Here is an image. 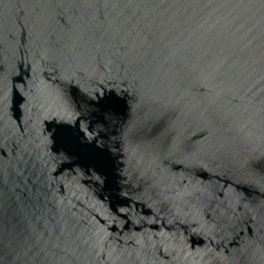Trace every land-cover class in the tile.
I'll use <instances>...</instances> for the list:
<instances>
[{"label": "water", "instance_id": "obj_1", "mask_svg": "<svg viewBox=\"0 0 264 264\" xmlns=\"http://www.w3.org/2000/svg\"><path fill=\"white\" fill-rule=\"evenodd\" d=\"M0 264H264V0H0Z\"/></svg>", "mask_w": 264, "mask_h": 264}]
</instances>
